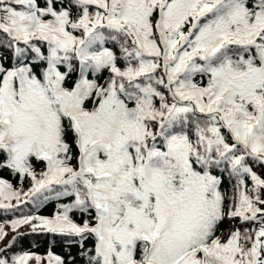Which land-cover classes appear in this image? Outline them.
Here are the masks:
<instances>
[{"label": "trees", "instance_id": "obj_1", "mask_svg": "<svg viewBox=\"0 0 264 264\" xmlns=\"http://www.w3.org/2000/svg\"><path fill=\"white\" fill-rule=\"evenodd\" d=\"M104 12L94 0H0V93L10 73L16 88L15 70L34 79L35 85L41 83V90L45 73L55 71L64 89L77 91L76 104L87 112H95L113 96L123 120H141L145 127L143 140L124 143L131 164L165 171L172 185L181 183L183 172L168 145L181 137L190 173L207 183L201 226L187 248L218 241L232 247L224 264H251L253 250L264 249V156L253 138L240 137L242 132L229 126L217 109L178 98L172 86L182 81L201 88L215 84V95L226 91L225 97L246 115L259 110L253 131L264 133V102L260 106L243 100L235 90L220 91L216 81L235 79L260 65L264 28L255 32L252 42H222L210 55L191 56L172 79L170 64L175 60L165 64L161 55L143 51L126 24L103 19ZM59 17L64 19V32L73 37L72 44L34 23L35 18L58 21ZM259 17L264 18V0H218L192 23L180 25L188 40L178 51L226 32L248 36ZM51 106L58 124L56 159L69 169L49 175L50 160L31 150L22 154L19 164L12 143H0V178L12 187L8 195L0 196V264H154L144 259L147 239L125 241L120 233L129 209L154 216L155 191L139 192L141 185L134 177L124 192L116 194L119 179L78 169L83 157L89 166L101 168L108 152L101 144L83 146L72 118L59 102ZM4 132L0 123V137ZM109 187L114 189L110 197L103 190ZM94 200L110 208L108 259L91 229L104 213ZM62 215L85 228L63 224L57 220ZM200 254L196 253L199 263Z\"/></svg>", "mask_w": 264, "mask_h": 264}, {"label": "rangeland", "instance_id": "obj_2", "mask_svg": "<svg viewBox=\"0 0 264 264\" xmlns=\"http://www.w3.org/2000/svg\"><path fill=\"white\" fill-rule=\"evenodd\" d=\"M94 1L105 10L103 19L126 24L133 39L143 51L161 55L165 64L175 60V64H170L169 73L172 79L184 69L191 56L210 55L222 42H252L255 40V32L264 28V18L259 17L260 22L250 27L251 33L248 36L226 32L207 43L195 46L190 44L180 53L179 46L188 40L187 33L181 32L180 25L184 22L192 23L206 7L218 0H145L144 4L140 0L139 5V0ZM154 6L157 11L155 15ZM34 23L42 30L59 37L64 43H73V37L63 30L62 17H59L58 21L35 18ZM261 55L260 65L250 67L246 73L238 75L235 79L217 78L220 91L235 90L243 100L256 101L261 106L264 102V51ZM14 74L16 88L11 73L1 88L0 123L4 125L5 132L0 137V143H12L13 146L10 147L14 148L19 164L22 154L31 150L50 160L49 175L69 169L57 161L55 154L58 124L51 102H59L72 118L83 146L101 144L108 152L107 160L101 168L89 166L83 157L79 161L78 169L97 176L119 179L120 187H116V194L124 192L134 177L140 182L139 192L153 189L156 193L153 217H144L129 209L120 233L123 240L130 241L138 236L147 239L149 247L144 259L154 264H224L229 260L232 247L218 241L212 245L201 244L187 248L201 226L207 183L204 178L192 176L190 173L187 148L181 137L175 138L168 145V151L183 172L181 183L172 185L168 182L170 178L165 171L152 172L148 171L144 163L137 166L131 164V158L124 150V143L143 140L145 127L141 120H123L120 106L113 96H108L95 112H87L76 104L77 91L66 90L60 85V75L57 72L45 73L44 90H47V93L40 89L41 83L37 82L35 85L34 79L21 77L16 70ZM172 90L178 98L193 100L200 108L217 109L229 126L242 132L240 137L247 139L251 136L264 156V133L253 131L258 125L259 110L254 115H246L242 107L232 104L225 97L226 91L215 95L214 92L218 90L215 84L201 88L186 81L179 84L173 82ZM237 114L241 115L240 118ZM83 146L80 143V147ZM10 190L11 185L0 178V196H6ZM103 190L108 197L114 191L112 187ZM94 202L104 213H101L99 224L91 229L97 231L99 247L108 259L112 249L108 234L110 228L112 229L108 214L110 208L108 209L106 202ZM58 219L73 229L85 228L66 216H59ZM183 250L185 251L182 253ZM198 251H201L200 263L196 257ZM251 264H264V249L258 247L253 250Z\"/></svg>", "mask_w": 264, "mask_h": 264}]
</instances>
